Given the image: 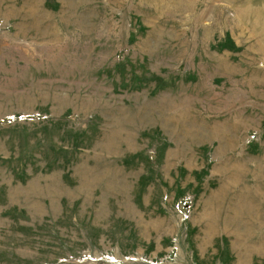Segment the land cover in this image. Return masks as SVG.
<instances>
[{"label":"rangeland","instance_id":"1","mask_svg":"<svg viewBox=\"0 0 264 264\" xmlns=\"http://www.w3.org/2000/svg\"><path fill=\"white\" fill-rule=\"evenodd\" d=\"M0 264H264V0H0Z\"/></svg>","mask_w":264,"mask_h":264}]
</instances>
